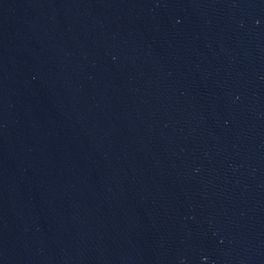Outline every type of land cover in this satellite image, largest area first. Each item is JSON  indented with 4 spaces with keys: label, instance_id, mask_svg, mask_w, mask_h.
<instances>
[{
    "label": "water",
    "instance_id": "water-1",
    "mask_svg": "<svg viewBox=\"0 0 264 264\" xmlns=\"http://www.w3.org/2000/svg\"><path fill=\"white\" fill-rule=\"evenodd\" d=\"M0 264H264V0H0Z\"/></svg>",
    "mask_w": 264,
    "mask_h": 264
}]
</instances>
